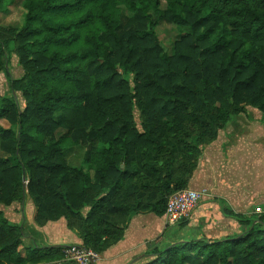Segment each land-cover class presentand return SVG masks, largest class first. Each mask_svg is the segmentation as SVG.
<instances>
[{"label":"trees","instance_id":"trees-1","mask_svg":"<svg viewBox=\"0 0 264 264\" xmlns=\"http://www.w3.org/2000/svg\"><path fill=\"white\" fill-rule=\"evenodd\" d=\"M21 1L23 24L0 25V72L24 98L0 94V205L28 197L38 225L65 218L96 253L132 215H165L232 115L264 114V0H165L161 12V0ZM151 10L187 29L174 53ZM73 147L85 149L78 166ZM222 213L239 233L157 239L134 264H264V213ZM23 236L0 209V264L64 260L66 246L25 247Z\"/></svg>","mask_w":264,"mask_h":264},{"label":"crops","instance_id":"crops-1","mask_svg":"<svg viewBox=\"0 0 264 264\" xmlns=\"http://www.w3.org/2000/svg\"><path fill=\"white\" fill-rule=\"evenodd\" d=\"M250 110H254V108ZM243 113L245 114V112ZM262 117L261 114L259 119H263ZM254 118L258 119L256 116H252L251 120L239 125L242 129L253 127L255 136L253 135L254 132L251 131L250 142L252 144H247L248 140L246 141L243 136L238 134V129L232 127L229 130V121L226 125V131L222 130L221 132L225 131L231 140L221 141L219 135L218 139L204 149L201 180L197 178L198 180L194 181L191 187L195 190L202 189L204 192L203 199L192 214L193 223H196L198 218L203 216L207 222L210 224L218 223V226L226 224V227H228L238 224L239 222L236 220L224 216L222 205L235 213L244 215H261L264 213V123L258 124ZM256 132H259L260 137L256 135ZM135 221L136 218H133L129 222L120 242L99 254L97 264H130L132 260L140 257L146 251L148 244L146 234L138 230ZM50 224L52 223L40 228V234H37L40 238H44L45 246L59 244L58 237L63 234L64 229H68L65 218L53 222L52 225ZM240 231L241 227L237 229L226 228V230L211 235L204 233L196 235H206L211 239H222ZM75 236L76 238L72 241L64 240L63 243L82 244V239L76 234Z\"/></svg>","mask_w":264,"mask_h":264},{"label":"rangeland","instance_id":"rangeland-1","mask_svg":"<svg viewBox=\"0 0 264 264\" xmlns=\"http://www.w3.org/2000/svg\"><path fill=\"white\" fill-rule=\"evenodd\" d=\"M166 5H167L166 1L161 0L160 12L166 9ZM120 8H121V14H123L122 16H124L126 19H129V16L131 15V13L123 5H121ZM1 9H0V25L20 27L23 24L25 12L23 10L21 0H16L14 4L9 5L8 7L4 6L3 7L4 10H1ZM151 11L155 15V19L157 20L156 31L158 33L159 38L162 41V46L164 50L170 54L174 53L175 41L187 29L184 27H180L172 22L167 21L164 17L160 15V12H155L154 10H151ZM11 59H12L11 66L9 63H7L8 70L12 74L13 78H20L23 75V69L18 63V60H17L18 58H16V56L14 55L13 58ZM13 93L14 92H12V89L10 87V81H9L8 75H6L4 72H0V94L1 95H12ZM13 95L17 96V99L20 102L21 107L23 108L24 98L21 92L14 93ZM250 109L252 108H247L245 114L241 113L239 115H232L230 122H229L230 124L228 127L229 130L232 129V127L235 129H238V134L243 136L244 139H246V141L248 140L247 144H252L250 142L251 136H252L251 131L254 132L253 135L255 136V130L253 129V127L251 129L250 128L247 129L246 127L242 129V127H240L239 125L243 124V122L246 123L248 120H251L250 118L252 116L254 117L256 116V118H258V119L254 118V120L257 121L258 124L264 123V114L259 112L257 109L256 110L255 109L250 110ZM261 114L263 115L262 117L263 119H259L261 118ZM1 124L5 127H9V123L6 120H1ZM225 131L221 132V134L219 133V135L221 137V141L223 140L227 142L228 140H231V139H230V136H228ZM256 135L259 136L260 135L259 132H256ZM206 147L207 146H205L204 149ZM204 149H203V153H204ZM1 152L2 151L0 149V153ZM203 153L198 161V165L196 169L194 170L192 176L189 178L188 186L185 189H194V188H191L192 185L194 184V181H197L198 179L201 180V175L203 172V158H202ZM84 157H85V149L82 147L81 148L73 147L67 153V159L70 165L72 166L80 165ZM216 171L218 170L216 169ZM0 209L4 211L5 216L10 221L23 227L24 229L23 241H24L25 247L33 248L36 245L39 247H45L44 238H40L39 235L37 234H40L39 232L40 228L48 225L49 223L53 224V222L55 221H48L43 226L38 225L35 221L36 206L33 204L30 198L26 197L22 201H15L9 206L0 205ZM133 218H136L135 223H136V227L138 228V230L143 231L146 234V237H147L146 239L148 243L146 251L149 250L150 247L154 246L157 239H159V242L170 243L175 240L189 239L193 237L194 235L200 234V233L211 235L213 233H218L219 231L226 230V228L237 229L241 227L240 223L235 224V226L231 225L228 227H226L227 226L226 224H222L219 226H218V223L210 224L204 219L203 216H200V218H198V221L196 223H193L194 220L193 218H191V219L185 220V225H183L180 222L176 224H169L166 221L165 215L163 217H158L149 211H142V212L136 213L130 217V220H132ZM68 229H64L62 231L63 234H61L57 239L59 240L58 241L59 244L57 245L66 246L63 252L65 251L67 247L74 245V243H69V242H67L69 244H64L63 241L64 240L72 241L73 239L76 238L75 234L78 235L75 230L69 229L71 230L69 231ZM78 245H83V243L78 244ZM22 251L24 252V249H22ZM98 260H99V256L97 259H95L94 263L97 264ZM137 261L138 260L136 261L132 260L130 264H134ZM44 264H80V263L70 260L69 258H66L65 252H64L63 261L50 262V263H44Z\"/></svg>","mask_w":264,"mask_h":264},{"label":"built area","instance_id":"built-area-1","mask_svg":"<svg viewBox=\"0 0 264 264\" xmlns=\"http://www.w3.org/2000/svg\"><path fill=\"white\" fill-rule=\"evenodd\" d=\"M203 197L204 192L195 189H182L171 193L165 213L167 223L176 224L190 219ZM64 252L66 258L80 264H92L99 256L92 249L78 244L67 247Z\"/></svg>","mask_w":264,"mask_h":264},{"label":"water","instance_id":"water-1","mask_svg":"<svg viewBox=\"0 0 264 264\" xmlns=\"http://www.w3.org/2000/svg\"><path fill=\"white\" fill-rule=\"evenodd\" d=\"M24 182H25V180H24ZM139 258H140V257H137V258H136V259H134V260L136 261V260H138Z\"/></svg>","mask_w":264,"mask_h":264}]
</instances>
